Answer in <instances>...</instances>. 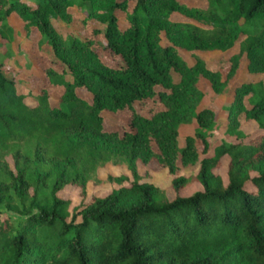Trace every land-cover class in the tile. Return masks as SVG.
<instances>
[{
	"label": "trees",
	"instance_id": "1",
	"mask_svg": "<svg viewBox=\"0 0 264 264\" xmlns=\"http://www.w3.org/2000/svg\"><path fill=\"white\" fill-rule=\"evenodd\" d=\"M0 36L45 61L34 91L0 59V264H264V0H0ZM201 79L232 93L220 121ZM122 110L129 129L105 130Z\"/></svg>",
	"mask_w": 264,
	"mask_h": 264
},
{
	"label": "rangeland",
	"instance_id": "2",
	"mask_svg": "<svg viewBox=\"0 0 264 264\" xmlns=\"http://www.w3.org/2000/svg\"><path fill=\"white\" fill-rule=\"evenodd\" d=\"M188 4H199L204 5L205 0H184ZM132 5V3H131ZM121 27L125 26V22L122 19L120 22ZM103 59L106 61H111L112 59L105 53L100 52ZM209 58L211 59L209 62V66L213 67L214 62L213 59L218 56L216 53L209 54ZM185 57L191 61L188 54H185ZM0 59L4 61V69L11 73L14 71L12 67H14L17 63L20 67V72L18 75H16V79L20 83V89H28L32 88L34 91H38L41 86H43V83L41 81V75H40V69L43 68L45 61L38 55V53L35 50H29V49H22L21 52H17L14 48V45L12 42L6 41L0 36ZM227 67L223 68V72H226ZM245 70V63L242 62L241 66L236 74L235 79L232 81V84L239 83L242 80H245L249 78L246 75ZM200 88L205 91L208 95L205 98V104L210 107L211 109L217 111L218 121L225 115V110L223 108L226 106L225 104L228 101V97H231L232 93L226 96H219V97H212V92L210 91L209 85L207 81L204 79H201L200 81ZM50 91L53 93V88L49 87ZM84 96H86L84 94ZM29 101V100H28ZM134 108L137 112H139L142 115L149 116L156 110L160 108V105L158 103L157 98L146 100L142 103L135 102ZM131 116V112L127 110H122L117 112L116 114H113L111 117V121L109 123H106L104 125L105 130L111 131V130H117L120 133H123L124 130L129 129V119ZM244 131L246 133H251L256 131V126L252 122H248L244 127ZM192 131V127L189 126L185 128L182 126L180 128V135H179V143L182 146L183 139L186 133H189ZM213 135L218 136V130H214ZM200 147V146H199ZM229 159L227 156H223L221 158V166L216 169V172L219 173L224 181H226V169L228 165ZM106 171L117 173V169L113 167H107L105 169ZM140 172L146 174V179L150 182H153L154 184L164 187L167 189V194L170 198L174 196V191L170 187V181L173 178L172 175H169L167 172H165L163 169H161L156 163H152L148 167L140 166ZM114 185L111 184H105L102 186H89L87 189V200L90 199L92 194H98L100 196H105L111 190L113 189ZM200 188L198 183H193L184 189H182L181 194L182 195H190L196 190ZM61 196L65 199H69L71 202V208L78 205L81 201V196L79 194V189L74 186H67L62 192Z\"/></svg>",
	"mask_w": 264,
	"mask_h": 264
}]
</instances>
